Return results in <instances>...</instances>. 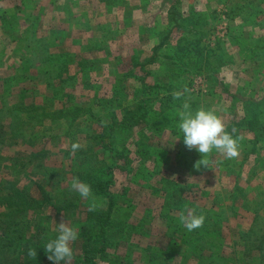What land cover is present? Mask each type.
I'll return each mask as SVG.
<instances>
[{
    "label": "rangeland",
    "instance_id": "374dc122",
    "mask_svg": "<svg viewBox=\"0 0 264 264\" xmlns=\"http://www.w3.org/2000/svg\"><path fill=\"white\" fill-rule=\"evenodd\" d=\"M38 15L39 30L34 20ZM35 30L51 44L46 45L49 53L40 51L45 44L33 41ZM168 34L154 62L141 66ZM54 75L59 93L49 84ZM185 86L190 91L174 100L172 93ZM3 96L8 98L1 110L12 120L0 122V201L12 187L29 188L27 195L41 201V184L54 203L38 208L39 203L29 207L19 201L26 210L20 239L24 264L37 258L28 257L29 248L49 255L44 246L57 237L62 219L79 232L93 212L107 207L94 190L87 199L71 190L73 177L80 179L83 173L82 161L87 157L94 166L113 165L116 149L122 155L127 148L139 174L132 182L115 169L117 201L130 202H117L115 214L139 229L131 240L111 247L99 264H260L247 237L253 235L248 230L252 226L264 228V138L244 129L237 136V158L213 150L203 157L208 167L197 169L202 156L184 145L178 112L187 100L193 112L212 109L226 125L234 116L233 103L253 98L264 113V0H0ZM145 104L153 117L144 126L136 131L120 127L128 131L115 138V148L98 143L102 129L120 122L128 108ZM77 141L83 147L73 153L71 145ZM227 166L232 168L228 172ZM162 177L186 187L185 209L201 206L206 219L224 210L220 234L205 244L215 251L216 262L193 244L192 254L199 258L186 250L187 237L212 228L209 221L189 232L179 221V210L161 218L167 209L156 192ZM127 185L133 189L129 194L123 189ZM142 186L152 192V201L140 199ZM67 203L69 209H57ZM241 230L249 232L243 236ZM80 241L72 244L73 264L80 257Z\"/></svg>",
    "mask_w": 264,
    "mask_h": 264
},
{
    "label": "trees",
    "instance_id": "16d2710c",
    "mask_svg": "<svg viewBox=\"0 0 264 264\" xmlns=\"http://www.w3.org/2000/svg\"><path fill=\"white\" fill-rule=\"evenodd\" d=\"M34 20L36 29L39 30L42 26V18L38 15L36 18H34ZM38 33L39 31L35 30V38L33 39V41H36L42 45L45 44L44 46L39 47L40 51L49 53L51 49H49L46 45L51 44L46 43V37H43ZM169 34L165 36L163 38V41L154 48V54L151 57L139 63L141 66H145L146 63L154 62V59L158 56V49L164 44V41L169 38ZM86 61L88 63H94V61L92 60ZM14 68L15 72H17V68ZM53 77L56 78V75L50 77V87L51 89L55 90V93L56 90L59 93L61 91L60 82L57 83L56 80L53 79ZM9 81L10 80L6 79V83H8ZM227 92H229V89H225L224 93L226 94ZM235 96H237V94L231 92V97ZM7 98L8 97L3 96L2 99H0V101H4L2 104L0 103V122L3 123H7V121L12 120L10 117L4 116V111L1 110L5 107V101ZM45 99L50 102L51 95L47 94L45 96ZM237 100L233 103V106H231V112H234V116L229 117V120L226 123L227 130L231 133L232 130L235 129L234 136L236 137L239 136L241 132L244 131V129L247 131L248 129L254 130L256 138L263 139L264 133L262 129L264 130V123L262 122V118L264 113L260 107V102L253 98H238ZM145 106L146 104L144 106L140 105L137 107L133 106L131 108H128V113L123 114V118L120 120V122L114 120L109 129H102L98 133V143L108 146L112 145L110 147L113 148V144H116L118 140V138H115L120 133H125V131H128H120V127H125L129 128L132 131H136L137 127L144 126V124L150 121L153 117H151L153 109L152 111H145ZM123 120L124 123H122ZM144 137H146V134H144ZM95 144L97 146L96 141ZM254 150L255 149L252 148L251 152ZM119 154L121 155V153L116 149V153L114 154L115 161L113 165H103L101 167L96 165L94 166L95 161L90 158L88 159L87 157L84 159V161H82V164L85 167H83L82 169L83 173L80 174V180L91 185L92 190H94L97 194L102 195L107 202V207L93 212L90 220L86 223H83L81 231H79L78 240H81L79 244L82 243V248L80 249L81 253L77 264H99V258L101 256H107L111 247L115 246L120 241L126 242L128 240H131L130 238H132L134 233L137 232L136 230L139 229V227L137 225H134V223H131L129 221H120L115 214L116 204L119 203V205H130V202L126 201L127 199H120L117 201V198L120 194L117 189H114L115 185L118 184L115 169H121V171L126 174L127 179L132 182H134L135 179L137 180L139 174L137 169L132 167V163L134 161L131 157L132 151H130V149L128 148L122 150V155L120 157L122 159L116 158ZM231 169L232 168L230 166H227V172ZM145 177L147 181V178H149L148 175L146 174ZM151 178L152 177H150L148 181H150ZM144 186L141 187L144 191L143 198L140 199H146L145 201H152V192H147V188H144ZM38 187L42 192L41 201L27 195V191L29 188L20 190L13 189L14 187H12V190L10 189L6 191L4 202L0 201V205L2 206V210L0 211V264H8L7 261L11 264H15V260H18L19 263L24 264L23 260L25 259H23L21 256V246L23 244V241L21 244L20 239L23 238L22 234H24V228L22 227L23 219H21V215L23 216V213H25L26 210L19 207V201L21 200L27 203L29 207L34 203H39L38 208H42L46 204H54L52 203L53 200L50 197L48 191L45 189L44 185L39 184ZM123 189L124 192H128V194L133 190L131 185H127ZM185 189L186 187L180 182H173L165 177H162L160 181V189L159 187L156 188V192L160 193V197L164 199V201L161 202V206H165L167 208L165 210L163 209L162 214L160 213L162 215V219H169V217L171 216L170 214H174L177 210L187 214L186 210L195 209L197 215L204 214L203 208L195 204L189 205L188 209H185L187 199L186 197L183 198L182 195ZM239 189L240 187L238 186L236 190L238 191ZM243 196V193L240 192V199H242ZM120 202H122V204ZM14 203L16 204V207H14ZM143 205L147 207V204L145 202L143 203ZM69 207L70 203H67L63 207H57V209L67 210L69 209ZM223 211L224 210H222L221 213H218L217 216H213L211 218L209 217L205 220V223L209 221V224L212 226V228L207 230L205 233L199 232V234H193L187 237V242L190 244L186 243V250L189 255L193 256L194 259H197L199 257L192 254V244L195 245L193 248L200 247L202 250L206 251L203 256H206L208 254V256H210L211 258H216L214 259V262H216L217 257H215V251L212 249V247H207L205 244H207L208 239L214 240L216 239V236L220 234L219 232L221 230V227H219V224L223 222L224 218H226L223 214ZM256 220L257 217L253 220L254 225ZM262 222L264 223V218L262 219ZM248 230H250V232H253V235L247 237L250 245L252 243L251 251L257 254L256 257L258 258L260 264H264V228L256 229L252 226ZM248 230H241L243 236L247 235V233L249 232ZM241 237L242 236H240L239 238L241 239ZM16 252L18 253L17 259H15L14 254ZM43 255L44 254L42 250L38 251L37 258L31 264H47V256ZM211 261L212 260H210V262ZM210 262L208 261L207 264H210ZM51 264H54V262H51ZM61 264H64V262H61Z\"/></svg>",
    "mask_w": 264,
    "mask_h": 264
},
{
    "label": "clouds",
    "instance_id": "9594fccd",
    "mask_svg": "<svg viewBox=\"0 0 264 264\" xmlns=\"http://www.w3.org/2000/svg\"><path fill=\"white\" fill-rule=\"evenodd\" d=\"M189 91L185 86L183 91L172 93L173 99L178 100ZM178 116L180 119L178 127L183 133L184 145L189 151L195 149L202 156V159L196 161L195 168L199 169L201 165L208 167L209 162L203 157L213 150L222 153L227 159H234L240 155L241 138L234 136L235 129L230 133L224 121L212 109L201 107L193 112L190 103L185 100ZM82 147L83 145L77 141L72 143L71 150L75 153ZM70 188L85 199L92 195L91 185L78 177H73ZM186 213L180 214L179 221L189 232L204 226L205 215H197L195 209L186 210ZM57 232V237L49 240L44 246L45 252L49 253L47 259L54 264H61V262L71 264L74 256L72 244L79 238L78 229L62 219L58 223ZM27 255L29 258H36V249L29 248Z\"/></svg>",
    "mask_w": 264,
    "mask_h": 264
}]
</instances>
